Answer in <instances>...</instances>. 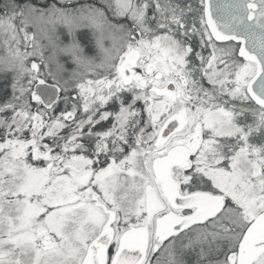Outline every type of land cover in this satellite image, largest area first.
Returning a JSON list of instances; mask_svg holds the SVG:
<instances>
[{"label":"snow or ice","instance_id":"obj_1","mask_svg":"<svg viewBox=\"0 0 264 264\" xmlns=\"http://www.w3.org/2000/svg\"><path fill=\"white\" fill-rule=\"evenodd\" d=\"M0 264H264V0H0Z\"/></svg>","mask_w":264,"mask_h":264},{"label":"rangeland","instance_id":"obj_2","mask_svg":"<svg viewBox=\"0 0 264 264\" xmlns=\"http://www.w3.org/2000/svg\"><path fill=\"white\" fill-rule=\"evenodd\" d=\"M86 51H88V49H86Z\"/></svg>","mask_w":264,"mask_h":264}]
</instances>
